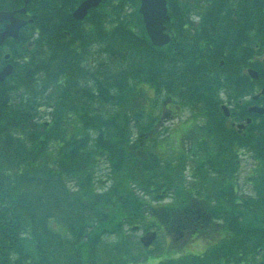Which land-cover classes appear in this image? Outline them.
Listing matches in <instances>:
<instances>
[{"label":"trees","instance_id":"trees-1","mask_svg":"<svg viewBox=\"0 0 264 264\" xmlns=\"http://www.w3.org/2000/svg\"><path fill=\"white\" fill-rule=\"evenodd\" d=\"M81 1H33V37L9 45L14 72L0 83V264L145 262L152 251L131 226H155L148 200L192 201L184 171L194 172V158L204 184L210 172L230 175L228 201L212 211L225 217L221 238L203 258L169 255L157 264H239L243 250L247 259L264 251V115L246 136L226 133L218 101L219 91L236 100L264 89V0H169L173 38L164 47L147 36L139 0H105L77 21ZM147 85L212 125L199 158L192 134L186 149L171 143L173 154L160 146L157 120L144 112ZM207 133L217 157L205 151ZM243 148L257 159L246 196L233 190Z\"/></svg>","mask_w":264,"mask_h":264},{"label":"flooded vegetation","instance_id":"flooded-vegetation-1","mask_svg":"<svg viewBox=\"0 0 264 264\" xmlns=\"http://www.w3.org/2000/svg\"><path fill=\"white\" fill-rule=\"evenodd\" d=\"M7 0H0V13L4 11V8L6 6ZM17 0H15L16 2ZM24 1V0H23ZM84 1V0H82ZM4 4V6H3ZM19 5L18 3L15 5ZM14 6V7H15ZM11 11H14V17L17 20H20L22 22H25L22 28L19 31V34L29 32V36L33 37L31 33H34L30 30V26L34 20L33 15H31L28 11L27 12H18V9H13ZM88 12H100V8L90 10ZM10 20L7 19H0V32H3L7 26L10 24ZM15 25H19L20 23L14 22ZM17 26L14 27L12 30L13 32H16ZM18 34V35H19ZM28 36V35H27ZM29 38V37H28ZM18 39H14L12 36L8 37L4 44L0 46V71L9 63L8 60H6V55L9 54V45H13L15 41ZM30 43H33L30 41ZM257 102V101H256ZM255 115L250 114L249 117L255 119L253 117ZM242 115L240 113H234L232 116V121L226 122V126L228 128L233 129L236 133H244L246 130L245 127H241L242 123H246V119H241ZM242 121V122H234V120ZM257 119V117H256ZM229 133V130L226 132ZM218 134V133H216ZM219 135V134H218ZM245 136V134H243ZM210 142L207 151L212 152V155L217 157L220 155L219 153V147L217 146L216 142L211 138L209 140ZM213 174V173H210ZM208 191L207 188L203 187H196L195 189V196L193 197V200L191 204L189 205L190 208V214L191 216H183L184 210L183 208H173L172 204H165L162 207V211L164 212L163 219H161V230L166 231L171 234V232H174V235L177 238H184V237H191L192 244H193V255H195L197 258H203L205 254L210 250V248L214 245H216L220 238V231L221 228L224 227V216L216 217V213H213L212 206L216 203L219 207L218 209H221L222 207L218 204L220 202V191L218 189L210 188V195L209 197H200L201 192ZM208 191V192H209ZM218 192L217 195L214 194V192ZM228 199V197H226ZM243 253L241 256H239V264H264V251L262 249L258 250L256 253L250 252L251 258L247 259V252L242 251ZM212 264H218V263H212Z\"/></svg>","mask_w":264,"mask_h":264},{"label":"water","instance_id":"water-1","mask_svg":"<svg viewBox=\"0 0 264 264\" xmlns=\"http://www.w3.org/2000/svg\"><path fill=\"white\" fill-rule=\"evenodd\" d=\"M102 0H87L82 3L79 8L74 12V16L77 19H83L87 15V11L90 8L97 7ZM23 12L25 10H22ZM140 13L143 15V20L145 23V28L147 33L152 40L153 44L157 46H163L169 42L170 37L166 35L164 22L169 19L167 16V6L166 0H141ZM13 17L12 13H1L0 19H11ZM18 22V21H16ZM22 25L21 22H18ZM15 24H10L6 30L0 33V45L4 42L6 37L13 35L18 36L16 32H13V28L16 27ZM19 29V28H18ZM12 72V66H6L0 72V81H3ZM256 76V74H254ZM156 238L155 232H150L142 237V242L145 246H149Z\"/></svg>","mask_w":264,"mask_h":264},{"label":"rangeland","instance_id":"rangeland-1","mask_svg":"<svg viewBox=\"0 0 264 264\" xmlns=\"http://www.w3.org/2000/svg\"><path fill=\"white\" fill-rule=\"evenodd\" d=\"M190 119V113L189 112H183L182 114V117L178 119V121H174L173 123H169L168 128L164 130V137H166L167 135L169 134H174V130H177L179 129L180 127H182L183 125H186L187 127H189V123L187 122L188 120ZM192 133V130L191 132ZM189 133V134H190ZM175 141V140H174ZM170 142L167 143V147H168V154H173L172 150H171V146H170ZM250 169V165L248 164L247 165V168H246V171L244 172H248V170ZM186 173V172H185ZM246 175L247 174H242L241 175V179H243V177L246 178ZM100 176L103 177V179L105 180V177H106V174H105V170L102 171V173H100ZM246 192H249L250 189L246 187ZM169 200V199H167ZM167 200H165L164 202H166ZM149 201V204L152 205L153 207H158L159 204H161L163 202V200L161 201H151V200H148ZM157 210V209H156ZM142 235V231L139 230L137 232H135L134 236L139 239L140 236ZM192 246V243L190 241V238H188L187 240H180L178 239L176 242H172V248L173 249H176L177 251H181L183 250L184 248L185 249H188ZM152 253L151 255L156 252V250L153 248L151 249ZM165 258L164 254H161L159 257H156L155 258V261L153 260V258H148L145 262H142L140 264H157L159 260Z\"/></svg>","mask_w":264,"mask_h":264}]
</instances>
